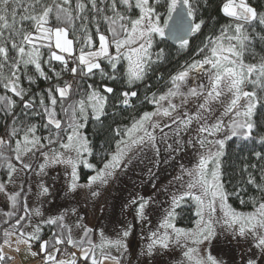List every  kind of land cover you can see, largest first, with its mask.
<instances>
[{
	"label": "snow or ice",
	"instance_id": "obj_1",
	"mask_svg": "<svg viewBox=\"0 0 264 264\" xmlns=\"http://www.w3.org/2000/svg\"><path fill=\"white\" fill-rule=\"evenodd\" d=\"M209 3L0 0V118L5 121L0 125V169L7 177L0 180V193L9 204L3 212L8 226L2 230L0 264L11 259L3 249L12 244L17 246L15 251L25 245L41 264H132L130 238L136 235L137 225L144 241L140 256L149 261L155 260L158 250L163 256L179 247L184 258L180 264H227L212 253L218 243L226 242L245 245L240 264L264 262V167L257 183L248 172L257 165H244L246 183L259 193L247 200L246 188L229 192L222 181L226 143L233 138L240 141L241 152L251 144V154L264 159V151L254 150L257 144L264 146V55L254 63L245 59L257 55L256 41L264 45V8L250 0H221L219 12L227 23L206 36L190 60L168 77L165 91H146L143 103L153 109L114 130L119 139L102 166L90 162L94 153L83 133L89 119L100 121L107 114L109 99L117 96V82L121 85L118 103L124 108H133L134 99H139L136 85L150 87L145 81L167 60L158 37L175 41L178 53L191 50V39L207 23L201 14ZM215 19L209 17V21ZM66 75L71 79H65ZM155 78L162 80L163 73ZM183 133H188L187 141ZM161 142L167 145L164 163L187 146H198V159L191 168L181 164L180 173L169 182L168 188L175 190L165 189L168 206L155 227L151 218L160 205L154 196L136 194L122 205L121 215L131 211L133 220L125 219L113 228L114 237L105 235L104 228L97 231L83 225L84 217L75 207L45 210L43 204L49 202L53 186L44 179L35 193L40 206L33 208L27 202L23 186L31 175L47 176V170L56 166L63 167L66 186L61 190L66 200L81 189L94 199L99 189L129 169L146 149L160 157ZM81 168L92 173L86 183L80 182ZM18 172L23 173L20 190L10 192L8 185L15 183ZM148 174L153 175L151 168ZM58 179L59 175L52 178L53 185ZM230 197L242 205L251 203L253 210H236ZM189 201L195 206L194 227H177L176 220ZM70 215L76 217L71 224ZM73 224L82 228L79 238L72 235Z\"/></svg>",
	"mask_w": 264,
	"mask_h": 264
},
{
	"label": "rangeland",
	"instance_id": "obj_2",
	"mask_svg": "<svg viewBox=\"0 0 264 264\" xmlns=\"http://www.w3.org/2000/svg\"><path fill=\"white\" fill-rule=\"evenodd\" d=\"M67 77L68 79H71L70 76ZM189 107H191V105H189ZM165 131L168 130L166 129ZM182 136L183 139L187 141L188 133H183ZM169 143H171V140H169ZM158 146L161 150L160 157H156L153 150L146 149L140 159L136 160L129 169L124 172H119L117 177L111 181L109 185L99 189L100 195L94 199L89 197L87 189H81L73 194L70 199H65L64 193L61 190L66 186V179L63 175L62 166L48 169V175L44 177H38L33 173L28 183L23 186L24 192L27 193V202L29 206L33 208L40 206V201L35 193L38 191L37 185L39 184L40 179H44L49 185L53 186L52 196L48 198L49 202L43 204L45 210L56 211L57 209L62 210L63 208H69L70 210L71 207H75L79 215L84 217L82 221L83 225L97 231L104 228L105 235L114 237L115 233L113 232V228L118 227L125 219L128 221L133 220L134 214L131 211L124 216L121 215L122 205L131 196H135L136 194H141L146 197L154 196L160 205L159 210L151 218L152 226L155 227L157 217L162 213L163 209L168 206V196L165 189L168 188L169 182L180 173L181 164L191 168L196 164L198 159V146L197 148L187 146L183 148V151L179 153L178 157L175 159H169L167 163H164L163 158L168 155L166 151L167 145L161 142ZM157 159L161 161L159 164L155 163ZM148 168L152 169V176H149ZM57 175H59V179L56 180L53 185L52 178ZM22 177L23 173H16L14 177L15 183L8 185V190L10 192L13 190L19 191L21 187L20 180ZM185 179H187V177H185ZM150 180L151 183H149ZM86 181L87 179L81 183H86ZM29 184L31 185V191H29ZM153 184H155V189L153 188ZM176 187L179 186L177 185ZM174 190L175 188H168V191ZM7 204L8 202L5 195L0 193V206L6 207ZM75 219L76 217L70 215L68 223H73ZM193 227L194 222L190 228ZM81 234L82 228L78 229L73 224L72 235L75 238H79ZM144 234H147V229H145ZM93 239L98 241L99 237L94 235ZM228 239L231 240V237ZM130 241L131 251L129 253V259L132 261V264H180L184 259L182 256V250L179 247H174L173 250H169L163 256L159 255L158 250L154 261H149V258L146 256H140L141 247L144 241H141L140 239L139 225L136 227V235L131 237ZM16 247L15 244H12L11 248L7 246L4 247V252L11 257V259L5 264H41L39 258H33L28 254L25 245H19V251L14 250ZM244 247V244L237 245L235 243L229 244L226 242L218 243L212 249V253L218 258L227 261V264H233V262H235V264H240V255ZM33 250H38V248H34ZM68 251L71 252L76 250L69 248ZM201 251H203V249H201ZM113 254L118 253H115L113 250ZM77 255H79V252H77ZM104 264H110V262L105 261ZM262 264H264V262H262Z\"/></svg>",
	"mask_w": 264,
	"mask_h": 264
},
{
	"label": "trees",
	"instance_id": "obj_3",
	"mask_svg": "<svg viewBox=\"0 0 264 264\" xmlns=\"http://www.w3.org/2000/svg\"><path fill=\"white\" fill-rule=\"evenodd\" d=\"M220 2L221 0H210L209 7L202 12L201 18L205 19L207 23L203 28V31L191 39V50L187 53H178V44L173 46L164 39L161 40L159 37L157 38V40L159 41L158 46L166 50L167 60L164 65L158 67L157 71L152 73L150 78L145 81V83L150 86L148 89L139 84L135 86L134 90L138 91L139 99H134L133 102L135 106L133 108H124L118 103L117 97L119 91L121 90V85L119 82L116 83L115 87L117 88V96H113L109 99L106 108L107 114L105 116H102L100 121L89 119L86 123L85 128L83 129L84 135H86L91 142V147L94 153L93 156L89 158L90 162L96 164L97 166H102V160L106 158V154L108 152L115 150V141L119 139V137H116L114 135V130L117 127L123 129L124 126L131 124L133 117H138L143 111H150L151 109H153V105L143 103L146 91H165V81H167L168 77L172 73L178 71L180 69V65L185 60H190L192 52L201 45L206 36H208L209 34H215L220 25L227 23V18H224L219 12ZM250 2L256 5L258 8H264V0H250ZM210 16H215L216 19L209 21ZM92 32H95L94 28H92ZM70 38L73 37L70 35ZM255 52L257 54L255 58H253L252 55H248L245 57L247 62H257L260 55H264V45H262L259 41L255 42ZM45 56H47L46 50ZM160 73H163V79L157 81L155 77ZM65 79H68L67 75L65 76ZM108 83L111 84V82ZM43 86L44 84L43 82H41L40 87ZM0 94H3L2 89H0ZM16 111H19V109L17 108ZM0 117H2V113H0ZM33 122H38V118L37 121ZM4 123L5 121L0 118V125H3ZM2 134L3 128L0 127V135ZM254 150L264 151V146L257 144L254 146ZM252 151L253 146L250 144L247 149L241 152L240 141L236 138H233V140L226 143L225 156L223 157L222 170L224 175L222 177V181L224 182L229 192L235 191L237 187L246 188L247 192L243 194L246 200L249 196H256L259 195V193H257L256 189L253 186L246 183L248 174L242 171L244 165H257L255 169L251 167H249L248 169V172L252 173L256 177L257 183H261L260 170L262 167H264V159L257 160L256 157L251 154ZM244 157H247V159H244ZM90 174H92L90 170L81 168L80 182L85 181L87 179V176ZM6 178L7 177L4 174V170L0 169V180H4ZM229 203L238 211L246 212L253 210L251 203L242 205L240 201L235 197H230ZM7 210H9V204H7L6 207L0 206V243H2L3 241L2 230L3 228L8 226L3 223V220L5 219L3 212ZM194 211L195 206L191 201H189L181 215L176 220V226L185 229L190 228L195 219V216L193 215ZM12 222L14 223V220ZM9 260L10 259L6 260L4 264Z\"/></svg>",
	"mask_w": 264,
	"mask_h": 264
},
{
	"label": "water",
	"instance_id": "obj_4",
	"mask_svg": "<svg viewBox=\"0 0 264 264\" xmlns=\"http://www.w3.org/2000/svg\"><path fill=\"white\" fill-rule=\"evenodd\" d=\"M165 41H167L170 45H177V43L175 41H173L171 38L165 37L164 38Z\"/></svg>",
	"mask_w": 264,
	"mask_h": 264
},
{
	"label": "built area",
	"instance_id": "obj_5",
	"mask_svg": "<svg viewBox=\"0 0 264 264\" xmlns=\"http://www.w3.org/2000/svg\"><path fill=\"white\" fill-rule=\"evenodd\" d=\"M221 3V2H220Z\"/></svg>",
	"mask_w": 264,
	"mask_h": 264
}]
</instances>
